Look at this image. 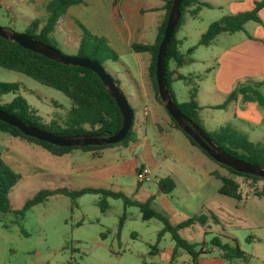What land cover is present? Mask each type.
Returning <instances> with one entry per match:
<instances>
[{
	"label": "rangeland",
	"instance_id": "rangeland-1",
	"mask_svg": "<svg viewBox=\"0 0 264 264\" xmlns=\"http://www.w3.org/2000/svg\"><path fill=\"white\" fill-rule=\"evenodd\" d=\"M230 1L234 0H207L212 4L210 7H201L200 18H191L184 25L181 32L184 36L181 49L185 50L190 46H195V49L192 55L193 62L181 67L179 69L181 74L200 73L203 75L204 67L212 65V61L208 63L213 55L211 50L219 45L206 47L197 45V41L211 21L218 19L222 12L227 13V3ZM47 2L48 0H0L2 6L0 25L22 33L33 19H38L41 25L47 16ZM217 2L220 5L216 4ZM257 2H264V0ZM69 15H74L70 17L71 21L75 19L84 21L79 16H75L74 12L70 11ZM76 21L78 20H75V23ZM68 22L66 21L64 26L59 25L58 29L52 33L51 43L63 54L72 56L76 53V49L75 42L73 44L68 42V39L72 40L71 37L69 38L71 27H68ZM255 23H261L260 18L258 21H247L243 31L249 34L251 26ZM69 24L73 26L72 22ZM74 29L77 27L74 26ZM222 36L228 35L223 33ZM224 38L219 42L229 40L228 37ZM116 51L119 59L107 60L102 62V65L107 73L113 77H120V88L133 109L132 129L133 141H135L137 137L142 138L146 131L151 134L152 129L150 124L144 121L142 106L135 100V96L133 97L134 87L127 74V70H130L136 77L138 73L136 57L133 53L121 52L118 49ZM208 76L206 81L200 84L199 89L201 106L199 114L203 120V127L207 130L215 129L218 125L235 127L240 130L247 128L245 126L247 123H241L242 127H236L235 123L240 120L233 121L232 107L224 110L203 105L207 101L222 103L225 98L215 91L211 74ZM14 81L20 82L19 94L37 110L44 121L58 120V117H63L68 111L70 101L60 91L0 67V82ZM124 82L129 84L128 88L131 90L129 93L132 97L125 92ZM243 82L237 81L233 87ZM171 89L178 103L187 99V86L183 81H176ZM13 96L10 93L0 94V104L10 101ZM259 107L263 106L259 105ZM252 129L250 130L255 132L257 137L254 138L249 134V139L252 141L258 139L257 143L264 142V121ZM149 139L152 143L153 155L156 161L162 162L161 166L168 167V164L171 165L172 162L180 160L179 158L177 161L183 150L180 151L179 142L170 141L172 152L162 161L166 149L152 136ZM70 152L71 150L63 155H55L35 142L14 138L7 133L0 132L1 158L20 175L7 194L11 208L20 209L26 200L41 189L91 187L89 178L79 170V160L83 159H77V155H74L75 153L70 155ZM159 170L155 169L153 173L160 175ZM199 170L201 168L197 167L194 173H199ZM235 178L239 183L241 195L239 200L232 197L224 199L213 197L212 182L219 183L216 179L207 185L201 181L198 188L196 185L180 182L176 184L172 193L168 191L169 193L166 194L169 202L176 205L178 203L188 209H195V216L202 214L207 219V226L194 222L179 229L178 233L190 243L199 244L205 241L203 245L205 249L211 248L208 241L213 236H219L223 241L235 239L248 258L246 260L236 258L224 264H264V179L254 180L241 175ZM119 185L121 186L119 189L114 188L115 184L113 186L105 184L101 188L121 192L128 200L135 202L145 201L155 190L150 182L136 183L132 176L122 177ZM99 198L100 195L97 193H84L75 198L73 202L66 194H54L45 201L29 207L23 215L0 211V264H182L184 259L190 258L184 249L175 246L169 232H163L157 238L159 230L163 227L160 220L156 218L143 220L138 206L125 205L121 196L107 197L109 207L102 212L97 203ZM164 202V199L162 202L155 197L151 198L149 205L166 216L171 223L181 222V219L174 220L167 214L171 208L167 209L163 205ZM201 202L203 206L200 205ZM123 212L125 218L121 227L118 228V221ZM198 228L199 232L196 231ZM203 229L206 234H202ZM197 235L198 238H196ZM199 247L200 245H197L195 248ZM170 248H175L176 252L171 259L168 252ZM203 255L214 256L217 252L205 251Z\"/></svg>",
	"mask_w": 264,
	"mask_h": 264
},
{
	"label": "trees",
	"instance_id": "trees-1",
	"mask_svg": "<svg viewBox=\"0 0 264 264\" xmlns=\"http://www.w3.org/2000/svg\"><path fill=\"white\" fill-rule=\"evenodd\" d=\"M84 1L85 0H48L46 5L47 16L43 23L40 25V21L38 19H33L25 27L23 33L33 36L35 39L44 44L54 46L51 43L52 33L65 21L67 8L74 4L83 3ZM171 1L172 0H166L165 2V12L162 18H160L157 22L156 37L154 42L150 44H131V48L134 52L140 53L146 51L149 53L150 59L147 68L148 77L152 83L154 96L166 113L167 111L164 108L163 103L157 93L155 80V58L159 41L163 35ZM263 4L264 2H256L254 8L250 11L224 16L218 20L212 21L206 30L200 35L197 45L207 46L211 44L216 36L222 32L232 33L235 31L244 30V25L247 21L259 20L257 12ZM120 6L121 0H110V10L113 17H119ZM201 7H210V4L206 2H199L198 0L181 1L179 8L180 16L167 45L164 59V75L167 88L181 113L188 117L196 125L201 127L228 154L246 162L264 167V142L253 143L249 141L243 134L239 133L230 126H222L209 132L203 128L202 120L199 114L200 107L196 100L197 83L201 78V74L182 75L177 73L176 79L183 81V83L188 87V95L185 101L178 103L171 89V76L176 72L177 68L187 65L193 61L192 54L195 49V46H190L186 50L181 51V41L177 38V32L183 25L185 16L188 14L191 17H196ZM1 8L2 6L0 4V9ZM76 24L81 29V33L76 35L73 32H70L69 38L71 37L73 41L68 39V42H71L70 44L75 42L74 44L76 53L73 56H86L90 59L96 60L101 65L102 62L107 60L116 61L119 59V56L108 46L107 40L104 37L92 34L78 21H76ZM5 28L13 30L10 27ZM0 67L17 72L35 80L44 86L60 91L70 101V107L63 117H58V120L52 119L49 122H46L37 113V110L33 108L26 101V99L19 94V81L0 82V94L10 93L14 95L10 101L0 104V109L18 117L27 124L58 135L87 133L106 135L108 133L116 132L121 126V116L114 100L109 95L108 90L103 86L99 77L90 69L56 62L38 53L22 48L16 42L6 40L2 37H0ZM113 79L121 90L118 77H113ZM263 84L264 82H257L253 80H248L245 83H241L235 87L230 94H228L227 100L234 99L235 95L240 93L243 100L256 101L259 105L264 106V93L260 91V87ZM123 95L126 97L124 92ZM224 106L225 104L223 103L213 107L223 108ZM167 115L172 126L179 130L187 138L191 145L196 146L204 154L211 158L205 152V150L199 147L198 144L177 125V123L169 116L168 113ZM132 127L133 120L131 127L124 138L113 144L70 147L56 146L48 142L35 139L22 134L17 128L0 121V132L7 133L14 138L26 139L30 142H35L43 149L55 155L66 154L74 148L91 150L115 145L127 146L129 143L133 142L134 132ZM212 160L215 161L214 159ZM215 162L227 171L226 175L219 174L218 172L212 173V175L217 177L221 182L218 192L222 195H226L237 200L240 199L241 195L239 191V183L235 178L238 175L254 180L262 179L252 174L235 171L224 164H221L217 161ZM19 178V173L6 164L0 155L1 212H15L23 215L29 207L45 201L51 195L66 194L74 202L75 198L84 193L99 194L100 198L98 199L97 203L100 207V210L103 212L109 207L107 203V197L121 196L125 205L135 204L138 206L141 218L143 220H148L150 218H156L160 220L163 223V227L161 230H159L157 238H159L163 232H169L173 241L175 242V246L184 249L191 256L193 264H196L198 255H200L206 248H203V245L206 243L205 241H201L199 244L190 243L186 239H183L178 233L179 229L184 226L191 225L194 222H198L201 226H204L207 220L204 215L201 214L199 216H191L179 223H171L166 216L150 207V197L143 202H135L128 200L127 197L121 192L109 191L101 187H85L79 189H41L37 191L31 198L26 200L20 209L14 210L11 208L8 202L7 194L10 187L14 185ZM158 184L165 186L163 192H168L172 188V184L166 182L165 180L159 181ZM124 218L125 213L123 212L118 221V228L121 227ZM208 244L211 247L217 248L220 251V256L226 261L230 262L236 258H243L246 260L248 258V255L239 248L235 239L223 241L219 236H213L208 241ZM197 245H200V247L196 249L195 247ZM155 250L157 249L155 248Z\"/></svg>",
	"mask_w": 264,
	"mask_h": 264
},
{
	"label": "crops",
	"instance_id": "crops-1",
	"mask_svg": "<svg viewBox=\"0 0 264 264\" xmlns=\"http://www.w3.org/2000/svg\"><path fill=\"white\" fill-rule=\"evenodd\" d=\"M257 1L259 0H234L229 3L225 2L228 6L227 13L222 12V15H220L218 19L224 16L250 11L254 8L255 2ZM165 2L166 0H121L118 18L111 15L110 0H85L83 3L74 4L67 8L66 18L62 25L64 26L66 21L72 22L73 26L69 24V22L67 24L69 28L71 27L69 32H73L76 35L81 33V31H79L81 29L75 23V20H78V22H80L92 34L104 37L107 40L108 46L117 55V49L121 52H129L135 55L137 60L136 70L138 73L135 77L130 70H127V74L129 75L132 86L134 87L133 97L135 96V100L142 106L144 121L148 122L152 129L151 134L146 131L142 138L137 137L135 141L129 143L127 146L115 145L91 150L74 148L71 150L70 155L75 153L74 155H77V159H83L79 160V170L82 174L85 173L86 177L89 178L91 187H101L105 184L113 186V184H115L114 188L119 189L121 187L119 185L120 179L124 176H132L136 183L141 182L137 180V172L140 167L147 166L150 169L151 176L153 178L152 181L147 182H150L155 187V190L150 193V197H157L162 202L164 199L165 202L163 205L166 206L167 209L168 207L171 208L167 214L174 220L178 218L183 221L191 216H195V209H188L178 203L176 205L169 202L167 199V192L159 190V187L161 186L158 184L159 181L165 180L166 182L172 184V188L170 190L172 193L176 184L180 182L196 185L198 188L201 181L207 185L213 179H216L219 183L217 184L216 182H212L213 197H218L217 199H224L229 196L222 195L218 192L221 182L217 177L212 175V173L218 172L219 174L226 175L227 171L204 154L199 148L191 145L187 138L179 130L172 126L167 113L157 102L154 96L152 83L148 77L147 68L150 59L149 53L146 51L137 53L131 48L132 43L150 44L154 42L156 37L157 22L160 18H162L165 12ZM201 2H207V0ZM209 4L211 5L212 3L209 2ZM216 4L220 5L219 2ZM68 11L74 12L75 16H79L82 18L81 20L84 21H80L79 19L71 21L70 17L74 15H69ZM201 11L202 10L200 9L196 17H191L188 14L185 16V21L177 32V38L181 41V44L184 39V36H182L181 33L184 25L191 18H200L199 14H201ZM258 16L261 23L253 24L249 34L243 30L232 33L222 32L216 36L211 44L207 45L211 47H217V45L219 46L217 48H212L211 50L213 55L212 59L208 60V63L212 61V65L204 67L205 73L203 75L201 74V78L197 83L196 95L197 103L201 108L199 102L200 84L204 83L209 77L208 75L211 74L213 88L215 91H218L221 95L225 96V98L222 103H211L210 101H207L208 103L206 102L203 105L215 108L213 106L224 103L225 106L222 108L224 110H228V107H232L231 115L234 117L233 121L237 119L238 121L240 120L237 122L238 124L235 123L236 127H242L241 123H247L246 125L243 124L247 127L242 129L243 131L235 127L234 129L243 134L253 143H257L259 141L258 139H255V141L249 139V134H251L254 138L257 137V134L250 129L263 123L264 106L259 107V104L256 101L243 100L240 93H237L235 98L232 100H227V96L232 92L234 88L233 86L237 81H244L243 83L248 80L264 82V6L258 10ZM74 26H76L77 29H74ZM223 33L228 36H222ZM223 37H225L224 39H227L228 37L229 40H226L227 42L222 41L220 43L219 41ZM181 51L184 50L181 49ZM180 68L181 67L177 68L176 72L171 76V86L176 81H181L176 79L177 73L181 74L179 72ZM190 74L200 73H189L188 75ZM117 77L120 81V77ZM123 85L125 92L132 97L129 93L131 92L128 88L129 84L124 82ZM260 91L264 93V84L260 87ZM222 126L223 125H218L215 129ZM215 129L205 130L209 132ZM150 136L155 138L157 142L161 143L166 149L162 161L165 160L166 156L170 155L172 152L170 141L179 142L181 144L180 151L183 150V152H180L177 161L179 158L180 160L178 162H172L171 165L168 164V167L161 166L162 162L156 161V158L153 155V150L151 148L152 143L149 139ZM197 167H200L201 170H199V173H194L197 171ZM155 169H160V175L153 173ZM203 192L206 191L203 190ZM200 205L203 206V202H201ZM196 231L199 232V228L196 229ZM202 234H205L204 229L202 230ZM196 238H198V235ZM205 251H214L217 252V255L204 256L203 253ZM168 252L170 254V259L173 258V255L176 253L175 248H170ZM225 262L229 261L223 259L220 256V251L215 247L204 249L196 259V264H224ZM182 264H193L191 256L187 260L184 259Z\"/></svg>",
	"mask_w": 264,
	"mask_h": 264
},
{
	"label": "water",
	"instance_id": "water-1",
	"mask_svg": "<svg viewBox=\"0 0 264 264\" xmlns=\"http://www.w3.org/2000/svg\"><path fill=\"white\" fill-rule=\"evenodd\" d=\"M181 1L182 0L171 1L163 35L157 47L155 58V80L158 96L169 116L187 135H189L198 144L199 147L205 150V152L212 159L232 168L235 171L252 174L264 179V167L246 162L228 154L201 127L196 125L188 117L181 113L174 99L170 95L164 75V59L167 45L180 16L179 8ZM0 37L6 40L14 41L22 48L38 53L56 62L66 65L81 66L93 71L99 77L103 86L108 90L109 95L114 100L121 116V126L116 132L108 133L106 135L90 133L58 135L27 124L18 117L2 109H0V121L17 128L22 134L56 146H99L113 144L124 138L131 127L134 116L133 111L129 102L127 101V98L123 95V92L114 82L113 77L105 71L101 64H99L96 60L90 59L86 56H71L63 54L56 47L44 44L31 35L22 32H16L1 25ZM164 188L165 186L161 185L159 190L163 191Z\"/></svg>",
	"mask_w": 264,
	"mask_h": 264
},
{
	"label": "built area",
	"instance_id": "built-area-1",
	"mask_svg": "<svg viewBox=\"0 0 264 264\" xmlns=\"http://www.w3.org/2000/svg\"><path fill=\"white\" fill-rule=\"evenodd\" d=\"M136 177H137V180L141 182L153 180L150 169L147 166H142V168L138 170Z\"/></svg>",
	"mask_w": 264,
	"mask_h": 264
}]
</instances>
